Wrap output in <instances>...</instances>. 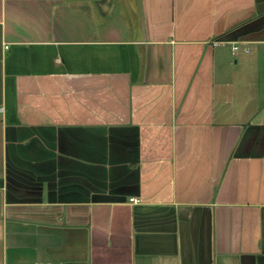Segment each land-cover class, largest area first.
<instances>
[{"label": "crops", "instance_id": "1", "mask_svg": "<svg viewBox=\"0 0 264 264\" xmlns=\"http://www.w3.org/2000/svg\"><path fill=\"white\" fill-rule=\"evenodd\" d=\"M0 264H264V0H0Z\"/></svg>", "mask_w": 264, "mask_h": 264}, {"label": "built area", "instance_id": "2", "mask_svg": "<svg viewBox=\"0 0 264 264\" xmlns=\"http://www.w3.org/2000/svg\"><path fill=\"white\" fill-rule=\"evenodd\" d=\"M235 49H237V47H235ZM132 201H134V199H132Z\"/></svg>", "mask_w": 264, "mask_h": 264}]
</instances>
